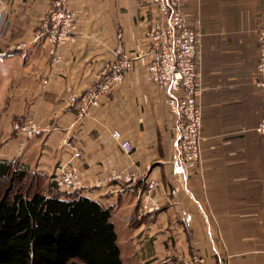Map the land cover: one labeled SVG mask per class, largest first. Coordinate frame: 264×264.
Wrapping results in <instances>:
<instances>
[{"label": "crops", "instance_id": "0c3cea01", "mask_svg": "<svg viewBox=\"0 0 264 264\" xmlns=\"http://www.w3.org/2000/svg\"><path fill=\"white\" fill-rule=\"evenodd\" d=\"M52 1L0 0V163L50 181L54 165L71 154L66 143L78 146L82 187L76 193L112 208L133 197L125 207L132 264H175L193 255L207 263L264 264V134L253 131L261 116L254 81L264 0H190L183 9L186 23L201 32L203 118L202 158L185 172L163 93L144 80L145 56L89 117L78 120L69 103L94 83L115 46L147 50L150 0H64L76 13L77 34L51 71L47 44L33 40V32ZM20 42L27 46L16 49ZM27 118L40 134L27 138L13 130L14 121ZM112 130L129 139L132 153L109 139ZM114 167L137 168L138 189L157 179L160 210L142 214L133 189L111 193L112 182L96 186Z\"/></svg>", "mask_w": 264, "mask_h": 264}, {"label": "built area", "instance_id": "2783aa9c", "mask_svg": "<svg viewBox=\"0 0 264 264\" xmlns=\"http://www.w3.org/2000/svg\"><path fill=\"white\" fill-rule=\"evenodd\" d=\"M190 0H150L154 16L145 33L147 50L143 54L131 53L121 45L115 46L111 60L100 70L94 83L80 94L69 96V103L76 109V118L83 119L91 115L93 107L101 104L103 96L119 83L124 75L131 70L142 56L145 63L144 80L156 85L163 93V101L173 118L175 150L182 163L183 171L196 169L201 161L202 144V110L198 95L202 89L199 73L198 48L201 38L199 28L188 25L183 9ZM77 34L76 13L64 6V0H53L46 14L42 17L33 32V40H42L47 44L50 56L51 71L61 61V48L74 42ZM121 35V34H120ZM258 61L257 78L254 86L260 97L261 116L253 131L264 134V24L257 30ZM26 42H20L14 47L23 49ZM49 79L42 80V86ZM12 128L17 134L31 137L41 133L32 118L14 121ZM109 139L116 142L122 151L130 154L133 145L119 130H112ZM71 150L69 158L58 161L52 171V181L60 191L72 192L82 187L78 160L81 155L78 146L66 143ZM9 162L13 163L14 158ZM140 179L137 168H111L105 178L99 179L95 185L104 186L114 183L110 192L118 193L124 188L136 191V199L142 214L160 210L161 205L153 196V191L160 185L155 178H147L144 188L136 185ZM170 195H177L173 186ZM179 203L178 199H174ZM175 264H223L221 261L207 263L204 257L189 256Z\"/></svg>", "mask_w": 264, "mask_h": 264}, {"label": "trees", "instance_id": "16d2710c", "mask_svg": "<svg viewBox=\"0 0 264 264\" xmlns=\"http://www.w3.org/2000/svg\"><path fill=\"white\" fill-rule=\"evenodd\" d=\"M112 207L0 163V264H122Z\"/></svg>", "mask_w": 264, "mask_h": 264}, {"label": "rangeland", "instance_id": "374dc122", "mask_svg": "<svg viewBox=\"0 0 264 264\" xmlns=\"http://www.w3.org/2000/svg\"><path fill=\"white\" fill-rule=\"evenodd\" d=\"M124 199V203L120 208L118 205L112 208L111 221L116 232V242L120 251L121 263L132 264L135 262L136 252L132 251L131 232L125 225V218L127 215L125 207L128 202L133 200V197L126 195Z\"/></svg>", "mask_w": 264, "mask_h": 264}]
</instances>
